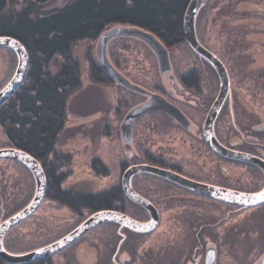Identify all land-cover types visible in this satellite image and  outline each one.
Wrapping results in <instances>:
<instances>
[{"label":"flooded vegetation","instance_id":"af4514ba","mask_svg":"<svg viewBox=\"0 0 264 264\" xmlns=\"http://www.w3.org/2000/svg\"><path fill=\"white\" fill-rule=\"evenodd\" d=\"M220 25V35L225 41L220 49H212L206 37L202 39L198 29L195 32L199 44L217 58L228 78L227 93L211 124L212 137L221 147L237 153L241 158L217 154L205 139L204 125L220 94L221 82L212 64L195 53L186 42L183 44L190 54V61L179 60L183 65L178 63L180 68L176 71L169 57L170 71L160 72L158 68L159 80L152 90L144 88L132 76L124 75L113 65L131 84L147 92L139 94L128 90L107 76V85L114 84L138 95L137 101L120 117L119 127L127 112L148 100L149 94L162 97L184 118L180 121L161 110L148 112L134 123L130 143L125 144L121 140L123 146L133 145L134 132L139 126L138 151L143 153H131L129 148L124 147L127 149L126 160L121 163L122 172L117 184L111 187L112 190L119 188L121 195L113 198V209L109 211L140 224L151 223V229L142 232L118 223L101 224L55 255L74 247L90 234L92 239L95 237V243L89 241L96 252L92 264H211V261L212 264H264V200L249 205L220 196L222 191L251 196L264 190V113H261L264 112L261 107L264 102H257L256 99L248 106L239 94L243 89L249 90L251 97L264 93V67H258L252 50L254 44L245 41L250 34L249 28L237 25L231 27L235 29L232 32L225 23ZM230 36L235 38L228 42L236 41L238 47L230 49L227 46ZM231 50L238 57L233 65L240 77V86L245 80H250V87L241 86V89L238 86V90H231L227 68ZM254 105L258 106V110ZM146 129L155 135L154 139H148L149 135L144 134ZM177 143L186 144L187 152L179 153L174 147ZM148 148L154 152L147 151ZM36 161L42 168L41 163ZM1 162L15 169L20 164L10 159H0ZM142 165L176 174L205 186L206 191L199 192L163 176L136 173L130 177L129 183L131 190L147 204L140 205L125 194L121 179L126 170ZM45 179L47 189L46 176ZM5 182L0 180V186L7 189L6 195L9 196L12 183ZM44 199H47L46 190ZM3 203L0 193V204ZM36 212L37 209L21 223L30 222L34 226ZM94 213L87 212L85 219ZM146 239L153 242H146Z\"/></svg>","mask_w":264,"mask_h":264},{"label":"trees","instance_id":"16d2710c","mask_svg":"<svg viewBox=\"0 0 264 264\" xmlns=\"http://www.w3.org/2000/svg\"><path fill=\"white\" fill-rule=\"evenodd\" d=\"M23 1V5L15 8L13 0H0V37L18 41L28 56L24 82L0 106L3 137L0 148L21 150L41 163L48 179L47 199L72 212L112 210L113 198L121 195L119 188L77 193L61 187L68 172L60 171L68 166L70 157L58 154L55 146L66 128L69 104L82 85L79 63L72 56L73 47L81 41H96L102 32L115 25L140 28L152 33L166 48L176 47L185 42L183 14L190 0H70L48 12L44 8L51 0ZM56 59V68L52 69ZM88 73L90 83H107V75L92 57L88 60ZM91 166L97 175H108L107 167L99 160H94ZM18 167L15 186L12 183L9 197L0 207L5 213L0 223L23 209L33 195L30 173L21 164ZM3 187L0 186L1 196L7 192ZM42 220L40 217L35 228H22L21 223L7 232L2 240L5 251L26 253L58 240L69 231L53 233ZM18 227L24 230L18 233L14 230ZM51 260L52 257L27 264H51ZM0 264L8 263L0 259Z\"/></svg>","mask_w":264,"mask_h":264},{"label":"rangeland","instance_id":"374dc122","mask_svg":"<svg viewBox=\"0 0 264 264\" xmlns=\"http://www.w3.org/2000/svg\"><path fill=\"white\" fill-rule=\"evenodd\" d=\"M69 1L51 0L45 5L44 9L46 12L57 10ZM13 2V7L15 8H19L24 4L23 0H13ZM221 22L229 26L232 32L235 29L231 27L237 25H243L249 28L250 34L247 36L248 40L246 39L245 41L254 44L252 50L258 67L260 69L264 67V0H211L207 7L205 6L198 13L195 29H198L197 31L202 39L206 37L212 49H216L217 47L220 49V46L225 44V41L220 35ZM207 28L209 29L207 30ZM228 38L227 46L230 49L238 47L236 41L228 42L229 40H234L233 38L235 37L230 36ZM96 43L97 40L81 41L73 47L72 56L79 63L82 85L80 90L74 95V100L69 104L66 128L60 134L55 146V151L58 154L70 157L68 166L60 171H63V173H65L64 171L68 172L61 187L77 193H99L111 189L112 185L117 184L119 176L121 175V163L126 160L125 152L127 149L125 148H129L128 150L131 153L136 151L143 153L138 151L140 150L139 139L141 132L139 126L136 127L134 132L132 141L134 144L131 146L127 145L128 147L123 146L120 135L121 131L119 130L120 117L132 103L137 101L138 95L136 96L134 93L114 84L107 85L106 83L97 85L90 83L91 81L89 82L88 60L89 57L96 60L94 53ZM8 50L7 48H0V90L10 80L17 65L16 55L11 50V52ZM167 52L172 59V63H174L173 65L176 71L180 68L178 64L180 63L179 60L182 62L190 61V54L184 44L167 48ZM107 55L112 65L119 68L120 72L124 75L132 76L144 88L146 87L152 90L158 83V63L156 57L144 42L132 37L115 38L107 46ZM235 55L236 52L231 50L227 61L232 91L234 89L238 90L236 87L240 86V77L233 65L238 59L237 55ZM182 62L180 63L181 65H183ZM56 63L57 59L54 61L52 69L56 68ZM241 86L250 87V80H245ZM241 86L240 88L243 89ZM239 94L243 103L248 104V106L254 103L256 99L257 102H264V93L259 92L258 95H254L255 97H251L249 90L243 89V91H239ZM254 107L255 110H258V106L256 107L254 105ZM261 107L264 110V104ZM261 113L264 112L261 111ZM141 124L139 125L141 126ZM144 134L149 135L148 139H154L153 136L155 135L151 131L146 129ZM2 140L3 137L0 132V142ZM164 140L168 142V139L165 138ZM174 147L181 154L188 150L186 144L179 145L177 143ZM151 148H148L147 151H151L152 149L156 150V148ZM94 160H99L101 164L107 167L108 175L101 176L95 173L91 166ZM28 172L33 180L34 194V178L29 170ZM18 174L19 167L15 169L10 165L6 167L4 163H0V180L6 181V184L13 183L15 186V180ZM8 197L5 193L1 196V199L5 200ZM4 214V210L1 211L0 209V218ZM36 214L37 216H33L36 220L34 226L30 225V222H27L21 224L20 227L35 228L41 217L44 220L45 226H48L49 230L53 233L58 232V234H62L69 229L64 234L66 235L85 220L87 211L72 212L57 202L44 199L37 209ZM20 227L14 230H17L18 233L22 232L24 229ZM163 229L167 230L165 228ZM151 239H146V242H153ZM90 240H93L92 243H95V237L92 239L90 234L83 237L74 247L70 248L71 250L67 249L65 252L53 256L50 263H94L93 255L96 252L91 247ZM70 252L73 254V258H71L72 254L70 255Z\"/></svg>","mask_w":264,"mask_h":264},{"label":"water","instance_id":"95a60500","mask_svg":"<svg viewBox=\"0 0 264 264\" xmlns=\"http://www.w3.org/2000/svg\"><path fill=\"white\" fill-rule=\"evenodd\" d=\"M208 1L209 0H190L188 2L183 14V36L186 44L195 53L210 62L214 69L218 72L220 77V94L217 100L215 101L214 105L212 106L204 125L205 139L207 140L211 149L217 154L229 158H241V156H239L237 153L221 147L216 142L215 138L212 137L211 133V124L228 90V78L225 69L221 65V63L217 60L215 56H213L210 52H208L199 44L196 37V18L200 10L205 6ZM119 37H132L144 42L154 53L160 72L170 71L171 69L167 49L152 33L133 26L115 25L110 29H107L102 32L97 39L94 53L98 64L100 65L101 69L105 72V74L114 79L117 85H120L128 90L137 92L139 94H147L144 89L134 84H131L127 79H125L114 68L108 58V44L115 38ZM0 48H7L11 50L17 57V65L12 77L7 82V84L4 85L3 88L0 90L1 106L6 100L9 99V97H11L18 90V88L24 82L28 68V56L24 47L18 41L12 38L0 37ZM156 110L167 112L180 121L183 118L180 112L170 106L168 103H166L162 97L155 94H149V99L141 104L132 107L127 112L123 121L121 122L120 131L122 142L125 144L130 143L131 130L138 118L148 112ZM0 159H10L24 165L31 172L35 182V190L31 201L23 209H21L20 211L0 223V259L8 264H27L53 256L68 247L69 245H71L72 243H74L78 238H80L90 229L105 223H118L121 226H129L132 229L142 232L149 231L151 229V223L144 225L137 223L125 217L124 215L114 211H99L87 217L72 231L48 245L22 254L8 253L5 251L2 245L3 237L11 228L27 219L36 211V209H38L39 205L44 199V194L46 190V179L42 168L40 167L38 162L21 150L11 148L0 149ZM136 173H149L153 175L163 176L174 182L183 184L186 187L198 190L199 192L203 193L206 191L205 186L193 183L176 174L163 172L156 168L144 165L133 168L131 167L126 170V172L122 176L121 185L125 194L140 205L147 206V204L131 190L129 183L130 177ZM220 196L225 198L237 199L238 201H241L244 204L250 205L262 202L264 200L262 199V197H264V190L258 194H254L251 196L222 191Z\"/></svg>","mask_w":264,"mask_h":264},{"label":"snow or ice","instance_id":"6c2138e0","mask_svg":"<svg viewBox=\"0 0 264 264\" xmlns=\"http://www.w3.org/2000/svg\"><path fill=\"white\" fill-rule=\"evenodd\" d=\"M262 199H264V197H262Z\"/></svg>","mask_w":264,"mask_h":264}]
</instances>
